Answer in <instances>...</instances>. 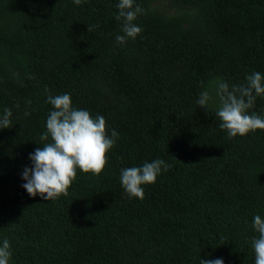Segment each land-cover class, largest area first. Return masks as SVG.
I'll list each match as a JSON object with an SVG mask.
<instances>
[{"label": "trees", "instance_id": "1", "mask_svg": "<svg viewBox=\"0 0 264 264\" xmlns=\"http://www.w3.org/2000/svg\"><path fill=\"white\" fill-rule=\"evenodd\" d=\"M118 2L0 0V112L13 113L0 129V241L11 264H255L264 130L229 137L216 107L196 100L216 78L264 73V0H136L142 32L124 44ZM63 93L119 138L98 176L78 170L47 201L21 172L47 142V96ZM250 111L264 115V97ZM156 158L168 170L129 198L121 169Z\"/></svg>", "mask_w": 264, "mask_h": 264}, {"label": "clouds", "instance_id": "2", "mask_svg": "<svg viewBox=\"0 0 264 264\" xmlns=\"http://www.w3.org/2000/svg\"><path fill=\"white\" fill-rule=\"evenodd\" d=\"M116 7V19L122 21L123 34H118L115 39L117 44H124L142 32L135 21L144 9L136 0H119ZM257 97H264V73L259 71L247 74L238 84H230L222 78L210 81L199 93L196 103L205 109L215 106L219 127L235 138L264 130V115L250 111ZM47 102L52 110L46 120L47 131L41 135V141L47 142L29 154L31 166L24 167L21 179L22 187L31 197L39 195L42 200L51 201L67 194L78 170L98 176L106 165V153L116 144L119 133L111 129L108 134L103 115L93 117L87 109L74 107L70 93L49 94ZM12 115L10 108L0 112V129L12 127ZM169 167L164 159L156 158L122 168L121 186L129 198L143 199L144 186L155 183ZM252 228L258 234L251 240L255 264H264V217L254 215ZM12 255L10 241L4 238L0 241V264H11ZM200 261L201 264H225L222 257Z\"/></svg>", "mask_w": 264, "mask_h": 264}]
</instances>
